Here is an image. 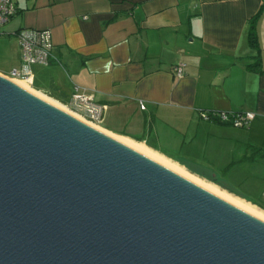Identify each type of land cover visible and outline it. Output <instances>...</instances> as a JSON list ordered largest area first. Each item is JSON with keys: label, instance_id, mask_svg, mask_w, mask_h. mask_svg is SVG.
I'll use <instances>...</instances> for the list:
<instances>
[{"label": "crops", "instance_id": "crops-1", "mask_svg": "<svg viewBox=\"0 0 264 264\" xmlns=\"http://www.w3.org/2000/svg\"><path fill=\"white\" fill-rule=\"evenodd\" d=\"M15 3L0 37V74L20 72L18 81L59 104L79 87L105 107L99 128L264 214V0ZM22 29L51 32L49 65L23 62L14 35ZM205 112L256 117L236 128Z\"/></svg>", "mask_w": 264, "mask_h": 264}, {"label": "water", "instance_id": "water-1", "mask_svg": "<svg viewBox=\"0 0 264 264\" xmlns=\"http://www.w3.org/2000/svg\"><path fill=\"white\" fill-rule=\"evenodd\" d=\"M0 264H264V219L0 74Z\"/></svg>", "mask_w": 264, "mask_h": 264}, {"label": "built area", "instance_id": "built-area-1", "mask_svg": "<svg viewBox=\"0 0 264 264\" xmlns=\"http://www.w3.org/2000/svg\"><path fill=\"white\" fill-rule=\"evenodd\" d=\"M16 13L15 0H0V37L6 35L2 31V28ZM14 35L19 40L23 62L30 65H49L51 63L54 45L50 31L22 29L14 33ZM184 72V64H180L174 68V74L177 77H183ZM12 78L16 80L20 79L21 73L14 71ZM68 105L73 111L75 110L74 112L84 115L93 124H101L104 119L105 107L97 104L91 96L82 93L79 87H76ZM142 107L145 108L144 106ZM255 117V114L252 113L205 112L202 114V118L206 121L230 125L236 128L249 127Z\"/></svg>", "mask_w": 264, "mask_h": 264}, {"label": "bare ground", "instance_id": "bare-ground-1", "mask_svg": "<svg viewBox=\"0 0 264 264\" xmlns=\"http://www.w3.org/2000/svg\"><path fill=\"white\" fill-rule=\"evenodd\" d=\"M19 83H20L23 87L27 88L28 90H31V91L35 92V93L38 94L39 96H41V97H43V98L49 100L50 102L56 104L57 106H60L61 108L65 109V110H67V111L70 110V109L68 110L65 106L59 104L58 102L52 100L51 98H49V97H47V96H45V95H43V94H40V93H38V92L32 90V88H31L26 82H21V81H19ZM69 112H72V113H73V111H71V110H70ZM73 114H75L76 116H78V117H80L81 119L85 120L84 118H82L81 116H79L78 114H76L75 112H74ZM85 121L88 122L87 120H85ZM88 123L91 124V125H94V126H95V124H93V123H91V122H88ZM96 127L99 128L98 126H96ZM100 129H101V128H100ZM113 136H114V135H113ZM115 137H116V136H115ZM117 138H119V137H117ZM119 139H121L123 142L129 144L130 146H133L134 148H136L137 150L143 152L144 154L150 156L151 158H153V159H155V160H157V161H159V162H161V163H163V164H165V165H167V166L173 168L174 170H177L178 172H180L181 174H183V175H185V176H188V177L191 178L192 180H194V181L198 182L199 184L203 185L205 188H207V189H209V190L215 192L216 194H218V195L224 197L225 199H227V200H229V201H231V202L237 204L238 206H241V207L244 208L245 210H248L249 212H252L253 214L257 215L258 217L264 219V214H263V213H260V212H258L256 209H253L251 206L246 205V204H244L243 202H240L239 200L230 197V196L227 195L225 192H221L218 188H216V187H214V186H212V185H210V184H206L205 182H203V181H201V180H199V179H197V178H195V177H193V176H191V175L185 173L184 171H182L183 169L181 170V169H179L178 167L174 166L172 163L170 164L168 161H166V160L163 159L162 157H159V156L156 155L155 153L150 152L148 149H146V148H144V147H142V146H140V145H137V144H135V143H133L132 141H129V140H127V139H124V138H119Z\"/></svg>", "mask_w": 264, "mask_h": 264}, {"label": "trees", "instance_id": "trees-1", "mask_svg": "<svg viewBox=\"0 0 264 264\" xmlns=\"http://www.w3.org/2000/svg\"><path fill=\"white\" fill-rule=\"evenodd\" d=\"M250 38H251L252 45L258 47V43H257V32H256V19L255 18L251 22ZM257 66H258V63L256 65V67ZM250 67H252V65H250Z\"/></svg>", "mask_w": 264, "mask_h": 264}, {"label": "rangeland", "instance_id": "rangeland-1", "mask_svg": "<svg viewBox=\"0 0 264 264\" xmlns=\"http://www.w3.org/2000/svg\"><path fill=\"white\" fill-rule=\"evenodd\" d=\"M61 104L64 105L68 110L70 109L71 111H73L68 104H63V103H61ZM74 111H73V113H74ZM75 113H77V112H75ZM77 114H80V113H77ZM79 116H81L82 118H84L85 120H87L88 122H90L89 119H87L84 115L80 114ZM96 125L99 126V127H101V124L95 123V126Z\"/></svg>", "mask_w": 264, "mask_h": 264}]
</instances>
